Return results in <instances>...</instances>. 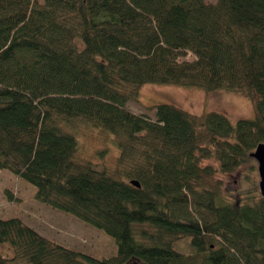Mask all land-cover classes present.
<instances>
[{"label": "trees", "instance_id": "trees-1", "mask_svg": "<svg viewBox=\"0 0 264 264\" xmlns=\"http://www.w3.org/2000/svg\"><path fill=\"white\" fill-rule=\"evenodd\" d=\"M145 84L226 88L255 116L134 112ZM83 123L118 138L115 167L77 158ZM260 143L264 0H0V169L118 246L97 258L0 218V264H264Z\"/></svg>", "mask_w": 264, "mask_h": 264}, {"label": "rangeland", "instance_id": "rangeland-1", "mask_svg": "<svg viewBox=\"0 0 264 264\" xmlns=\"http://www.w3.org/2000/svg\"><path fill=\"white\" fill-rule=\"evenodd\" d=\"M161 103L174 104L193 114L220 112L233 124L240 119L255 116L254 103L250 98L226 88L210 91L176 85L145 84L141 88L140 103L130 101L128 107L134 112H145L155 117L154 110L149 107ZM78 125L69 130L79 140L77 158L92 161L99 168L115 167L120 154L118 138L110 131L90 123ZM252 162L255 165L254 177L258 184L260 177L257 161L253 158ZM216 163L215 160H205L202 164ZM7 189L12 191L13 198H9ZM35 190L33 184L17 177L10 170L0 169V218L20 217L42 235L97 258L117 254L118 246L113 236L73 215L38 201L34 197ZM8 248H10L8 244L0 243L1 253L13 254L12 249Z\"/></svg>", "mask_w": 264, "mask_h": 264}, {"label": "water", "instance_id": "water-1", "mask_svg": "<svg viewBox=\"0 0 264 264\" xmlns=\"http://www.w3.org/2000/svg\"><path fill=\"white\" fill-rule=\"evenodd\" d=\"M250 156L254 158L257 161V168H258V173H259V191L260 194L264 197V143H260L256 149L251 152ZM132 184L140 187V183L137 181H132ZM129 264H142L139 261H134Z\"/></svg>", "mask_w": 264, "mask_h": 264}, {"label": "crops", "instance_id": "crops-1", "mask_svg": "<svg viewBox=\"0 0 264 264\" xmlns=\"http://www.w3.org/2000/svg\"><path fill=\"white\" fill-rule=\"evenodd\" d=\"M11 193H12V191H11Z\"/></svg>", "mask_w": 264, "mask_h": 264}]
</instances>
